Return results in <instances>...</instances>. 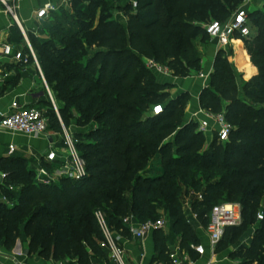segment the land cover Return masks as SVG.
Returning a JSON list of instances; mask_svg holds the SVG:
<instances>
[{"label":"trees","instance_id":"obj_1","mask_svg":"<svg viewBox=\"0 0 264 264\" xmlns=\"http://www.w3.org/2000/svg\"><path fill=\"white\" fill-rule=\"evenodd\" d=\"M245 1L137 0L134 8L131 0H74L52 12L45 29L29 36L62 121L68 128L74 116L79 127L93 121L99 126L75 133L87 161L82 180L42 185L28 158L1 159L6 184L14 188L4 192L16 204L0 208V244L11 247L27 237L33 253L84 263L89 250H104L98 211L112 230L126 233L127 216L143 223L166 215L182 237V248L195 257L191 243L200 240L183 211L187 190L182 186L201 194L205 181L207 192L193 204L205 226L215 200L243 207V222L226 229L216 250L239 245L259 222L250 246L240 245L232 256L243 258V264H264V220L257 218L264 199V11L250 13L252 33L243 39V61L251 67L250 59L258 69L244 82V93L232 65L219 56L211 85L200 95L203 109L224 113L233 125L226 143L215 137L203 149L205 134L195 122L183 121L189 94L171 98L166 91L171 84L159 82L143 59L167 65L176 76L199 69L200 44L210 40L204 25L228 19ZM117 11L124 13L125 23L114 18ZM157 104L164 111L152 115ZM47 110L49 128L62 131L51 103ZM95 134L100 139H86ZM155 157L160 164L152 174L147 163Z\"/></svg>","mask_w":264,"mask_h":264},{"label":"crops","instance_id":"obj_2","mask_svg":"<svg viewBox=\"0 0 264 264\" xmlns=\"http://www.w3.org/2000/svg\"><path fill=\"white\" fill-rule=\"evenodd\" d=\"M48 2L59 3L60 1L15 0L18 23L11 15L6 13L5 6L0 0V43L8 42L14 44L17 47H21L25 53H28L26 52L27 49L29 50L28 46H32L29 35H39L41 29H43L45 25V19H37L35 12ZM261 4H264V0H246L240 7L251 13L259 9ZM115 19L121 23L127 21L126 16L122 12L117 13ZM23 31L25 34H23ZM238 40H234L232 46H230L236 53L239 47L241 50H244V42L240 40V44H238L236 43ZM208 49L205 56H207V54L215 55L222 48L218 46L216 41H211V46ZM143 59L147 65L149 59L145 57H143ZM250 64L251 74L249 78L258 73L257 67L253 63ZM208 68V70L202 73V77L197 76L191 78L189 81H183L174 75L163 76L157 73L155 74L159 77H163L166 83H172L174 85L171 89L166 90L170 93L171 98L174 99L182 93H188L189 96H196V99H200L202 85L205 86L212 72V69H210V67ZM14 102L26 106H35L39 109L49 108L50 103L57 106L54 93L45 78L40 64L37 66L34 61L27 65L20 64L1 56L0 116L8 112ZM200 108V104L192 107L191 116ZM58 115L60 116V114ZM62 123V131L49 128L46 135L26 136L0 131V161L8 156L7 151L9 144L14 143L17 145L15 154L28 158L33 167L37 169L42 162H46L44 158L53 147L60 150L64 146L66 131L73 135L78 131L76 124L72 123L67 128L65 124ZM0 171L3 170L0 169ZM189 200L190 198L188 196L183 195V211L196 230V235L200 240L197 244H202L205 247L204 254L200 255L193 249L195 256L193 257L189 251L182 248V237L174 231L171 222L167 218L166 225L163 229L152 231L144 238H137L129 232L126 233L113 230V232L120 237V242L124 248L123 264H169L170 255L177 251L180 253V257L183 261L182 264H243V258L233 257L232 255L239 249L240 245L244 244L250 246L251 239L256 232L259 222L252 227L251 234L247 238H244L237 247L231 244L226 250L217 251V246L215 248L212 246L205 224L199 218L198 213L193 209L194 201L189 202ZM185 205H187V207H185ZM131 217L135 223H140L134 219L133 215H131ZM194 244L195 243H191V247ZM74 260L79 264H118L112 259L110 251L106 249L101 253L89 250L88 259L84 263H80L77 259L57 260L53 256H40L37 253L29 251L28 247H26L20 239L11 247L0 244V264H72L71 261Z\"/></svg>","mask_w":264,"mask_h":264},{"label":"built area","instance_id":"obj_3","mask_svg":"<svg viewBox=\"0 0 264 264\" xmlns=\"http://www.w3.org/2000/svg\"><path fill=\"white\" fill-rule=\"evenodd\" d=\"M1 1L5 6L6 13L18 22L15 0ZM59 1V3L48 2L41 6L35 12L36 18L39 20L47 19L52 12L58 11L61 7H70L74 0ZM131 2L133 7L137 8V0H131ZM204 28L211 41H216L219 47L226 49L232 46L234 40L239 39L243 41L244 38H248L251 35L250 12L240 7L228 19L224 21L212 20L206 23ZM23 34H25L24 31ZM28 47L29 51L25 53L21 47L8 42H2L0 43V57L9 58L16 63L25 65L34 61L39 66L34 49L31 45ZM147 66L158 75H173L172 70L167 65L160 64L154 59H149ZM163 111V104L154 105L152 115H159ZM58 117L62 123L59 115ZM193 117H199V130L204 134L207 135L209 133L210 135H214V138L216 137L220 143L229 141L233 125L226 119L224 113H213L201 107L193 114ZM0 131L26 136L46 135L49 131V121L48 117L39 108L14 102L9 111L0 116ZM16 151L17 145L10 143L7 155L12 156ZM44 161L46 162H42L36 169V179L42 185H51L61 178L79 181L87 175V161L78 149V138L67 131L65 133L64 146L60 150L53 147L46 154ZM7 177L8 173L0 171V208L2 206L11 208L16 204L15 200L9 198L4 192V187L10 190L14 189L12 186H7ZM197 196L199 199L203 198L202 194H198ZM96 216L103 231V240L100 243L101 247L110 251V255L116 263L123 264L124 248L120 242V237L109 227L103 211H98ZM257 218L258 221L264 220V212L259 211ZM242 221L243 207L240 203L223 202L214 206L210 214V221L206 226L212 246L215 248L218 245L227 228L238 226ZM123 222L127 226L128 232L137 238H144L150 232L163 229L166 225V222L162 219L148 220L137 224L131 216L125 217ZM192 248L200 255L205 252V247L202 244H194ZM71 263L79 264L76 260L71 261ZM182 263L183 261L178 251L170 255L169 264Z\"/></svg>","mask_w":264,"mask_h":264},{"label":"rangeland","instance_id":"obj_4","mask_svg":"<svg viewBox=\"0 0 264 264\" xmlns=\"http://www.w3.org/2000/svg\"><path fill=\"white\" fill-rule=\"evenodd\" d=\"M237 9H238V7H237ZM237 9H235V11ZM259 9L264 11V4H261ZM117 13H119V12L117 11V12L114 13V18L116 17ZM99 15H100V11L98 9V13H97V16H96V21H98ZM45 34H46V36H48L49 32L47 31V32H45ZM29 39H30V36H29ZM202 44H200V48H199L201 50L202 56H203L202 57V62H201V67L199 69L192 70L186 76H176V75H174V76L177 77L178 79L183 80V81L184 80H188L189 81L191 78H195L197 76L202 77L201 76L202 73H204L205 70H208L209 69L208 67H210V69H212V72H211V74H212L214 72L215 68H216L215 65H216L217 58L219 56H222L224 58V61H228V63H230L232 65L234 73H235V80H236V82H237V84H238V86L240 88V91L242 92V86L244 85V82H247V81L251 80L254 76L249 78V76L251 74V67H249L246 63H244L243 54H242V51H241L240 47L237 49V53H236L235 50H233V49H231L229 47L227 49H220L215 55H211L209 53L210 55L207 54V56H205L206 52H208V50H209L208 48L211 46V41L209 39H207V42L205 44L204 43H202ZM244 50H245V45H244ZM249 63H253V62L250 60ZM248 72H250V74H248ZM211 74L209 75L207 83L205 84V86L202 85L201 93H202V91L204 89H206L207 87H209L211 85ZM156 78H157V80L159 82L166 83L164 81L163 77L156 76ZM170 84H171V86H169L167 89H171V87L174 86L172 83H170ZM212 89H215V88L212 87ZM242 93H244V92H242ZM54 97H55V94H54ZM56 103H57L56 107L52 103H51V105H52L53 109L55 110V112L58 115V114H60L59 104H58L57 101H56ZM223 103H224V105L226 107L227 102H223ZM198 104H200V99H196V96H192V97L189 96L188 100H187V103H186V106H185L184 113H183V121L186 122V123L195 122L196 125H197V130L199 129V117L191 116V110H192V107H195ZM40 109L44 113H45V111H48L46 108H44V109L40 108ZM76 115H77V117H79L78 112H76ZM144 115L147 116L148 115L147 112ZM60 117H61V114H60ZM75 119H76V117L74 118V116H73L70 120H71L72 123H74ZM98 126H99V124H97L96 122L93 121V122L88 123V124H84V125L82 124L80 127L77 126V128H78V130L86 131V129L88 127H91V129L94 130V129L98 128ZM73 129H75V128H73ZM211 137H213V140H214V135L210 136L209 133H207V135L205 134V138L203 139V149H209L210 148V145H211V142H212V138ZM86 139L90 140V141H96V139L98 140L100 138H99V136L97 134H95V135H93L91 137H86ZM86 139H85V141H87ZM85 151H88V150H85ZM159 164H160V161H159L158 157H155L149 163H147V168L150 169L149 171H151L152 174H156L157 173V169L159 167ZM206 187H207V183L205 181H203V185H201V188H200L201 189V191H200L201 194H203L204 191H206ZM182 189H183V191L187 190L186 196H188L190 198L189 202H191V201L195 202L197 197H198L197 195L200 194L199 192H196L194 190V188H191V187L186 186V185H183ZM223 202H230V201H227V200H217V201L215 200L214 201L215 204H220V203H223ZM233 202L237 203L236 201H233ZM263 205H264V199H263L262 206L260 205V207H259L260 208L259 211L264 212ZM182 206L184 207V204H182ZM185 207H187V205H185ZM158 219H162L163 221L166 222L167 217L165 215H159ZM22 242L26 245V247L29 246V239L27 237L23 238ZM233 245H235L237 247L238 244L234 243ZM259 255H263V253H261ZM256 264H258V262H256Z\"/></svg>","mask_w":264,"mask_h":264}]
</instances>
